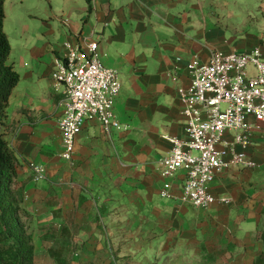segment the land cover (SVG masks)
Returning a JSON list of instances; mask_svg holds the SVG:
<instances>
[{"label": "crops", "instance_id": "1", "mask_svg": "<svg viewBox=\"0 0 264 264\" xmlns=\"http://www.w3.org/2000/svg\"><path fill=\"white\" fill-rule=\"evenodd\" d=\"M4 9L8 62L20 79L0 133L18 159L36 264L107 254L111 240L126 238L135 240L134 255L160 264H257L261 135L248 150L259 166L224 169L210 189L228 202L208 209L162 196L180 195L184 173L163 177L161 161L171 150L167 137H185L178 89L190 85L189 61L207 62L216 50L260 48L264 56V0H6ZM85 41L99 42L102 62L119 73L115 115L125 128L106 134L97 119L87 121L67 160L59 127L64 86L52 75L66 44ZM30 163L45 168L44 179H33Z\"/></svg>", "mask_w": 264, "mask_h": 264}, {"label": "built area", "instance_id": "2", "mask_svg": "<svg viewBox=\"0 0 264 264\" xmlns=\"http://www.w3.org/2000/svg\"><path fill=\"white\" fill-rule=\"evenodd\" d=\"M66 48L52 76L64 86L59 127L63 157L71 160L87 121L97 119L106 134L125 127L115 115L119 73L102 62L99 42L67 43ZM187 69L190 85L178 89L185 137H167L171 150L161 161L163 177L173 178L182 171L184 182L178 197L169 190H163L162 196L208 209L218 201L228 202L210 189L224 169L259 166L248 150L256 133L264 143V56L260 48L216 50L207 62L192 58ZM229 132L234 133L232 140L227 139ZM29 166L35 181L45 178L42 165Z\"/></svg>", "mask_w": 264, "mask_h": 264}, {"label": "trees", "instance_id": "3", "mask_svg": "<svg viewBox=\"0 0 264 264\" xmlns=\"http://www.w3.org/2000/svg\"><path fill=\"white\" fill-rule=\"evenodd\" d=\"M6 0H0V124L7 116V107L20 75L8 62L11 44L4 30ZM18 159L0 133V264H36L33 237L25 231L21 216L28 215L21 206L23 195L12 186L17 180ZM19 196V197H17ZM264 237V236H263ZM264 264V252L257 258Z\"/></svg>", "mask_w": 264, "mask_h": 264}, {"label": "rangeland", "instance_id": "4", "mask_svg": "<svg viewBox=\"0 0 264 264\" xmlns=\"http://www.w3.org/2000/svg\"><path fill=\"white\" fill-rule=\"evenodd\" d=\"M13 190H17L18 193L23 195V186L20 182L16 180V183L12 186ZM19 197V196H17ZM28 215L23 214L21 216V220L23 222V227L27 234L33 237V241H37L36 232L31 231V215L26 211ZM135 240L132 238H126V240H115V243H112V240L109 245V252L106 254L105 252L100 253L99 255H93L91 258L89 256L84 257L82 255H71L69 258L70 264H160L155 262H151L148 259H145L143 256L134 255L133 248L136 246ZM124 242L126 248V255L123 256V250L121 247V243ZM137 242V241H136ZM143 243V242H142ZM141 244V243H140ZM139 245V244H138ZM142 245V244H141ZM120 247V248H118ZM38 260L40 263L44 262V256L39 255Z\"/></svg>", "mask_w": 264, "mask_h": 264}]
</instances>
